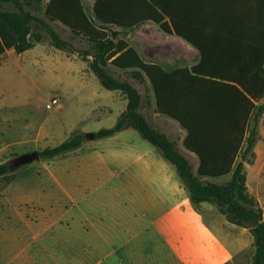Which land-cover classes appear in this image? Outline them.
<instances>
[{"label": "crops", "instance_id": "1", "mask_svg": "<svg viewBox=\"0 0 264 264\" xmlns=\"http://www.w3.org/2000/svg\"><path fill=\"white\" fill-rule=\"evenodd\" d=\"M42 1L45 8L51 0ZM81 1L98 28L120 32L145 63L180 78L228 83L218 78L255 77L261 62L264 67V0H157L169 13L161 23L146 18L149 10L143 0H99L103 16L123 24L101 21L96 13L98 0ZM50 24L73 35L59 21ZM46 45L43 54L57 55L52 43ZM10 51L14 50L6 53ZM63 52L72 60L83 61L87 82L96 88V94L90 92L83 102L87 108L92 104V117L77 126L88 124L86 132L94 134L113 127L127 110L128 100L120 91L101 88L89 63L77 53ZM144 76L150 91H140L141 113L152 125L179 127L182 155L197 173L201 161L185 147L187 131L157 112L151 83ZM261 123V137L245 170L247 187L264 215V115ZM37 135L47 140L49 133L42 129ZM85 141L78 149L35 168L36 179L46 183L40 199L13 203L5 195L0 198L11 205L3 211L0 202V264H252L256 247L250 231L208 224L203 212L207 204L194 206L176 166L138 131L130 128ZM249 171L254 174L252 180ZM37 202L50 210L55 206L57 215L34 220L32 214L19 212V206ZM7 241L17 248L10 254L9 246H2Z\"/></svg>", "mask_w": 264, "mask_h": 264}, {"label": "trees", "instance_id": "2", "mask_svg": "<svg viewBox=\"0 0 264 264\" xmlns=\"http://www.w3.org/2000/svg\"><path fill=\"white\" fill-rule=\"evenodd\" d=\"M143 2L149 10L147 19L161 23L169 15L157 0ZM99 3L98 0L96 13L101 21L123 24L105 18ZM56 21L68 27L76 37L86 39L91 44V51L80 53L75 50L68 40L52 29L50 23ZM162 28L169 31L165 24ZM46 36L55 48L70 54L77 53L89 63L106 89L120 91L128 100L127 110L117 123L95 133V139L108 138L130 128L138 131L176 166L196 208L205 202L215 203L231 223L249 229L256 247L252 264H264V215L258 200L248 193L245 161L249 154L236 164L244 144L246 153L253 154L260 139L259 126L264 104L256 107V103L264 101L263 62L259 75L255 77L218 78L227 79L224 81H230L228 83L195 76L180 78L178 74L145 63L138 52L120 37V32L98 28L87 15L81 0H51L45 8L42 0H0V55L9 50L24 53L42 43ZM89 57L92 59L88 60ZM111 67L135 71L138 78L144 79L146 74L154 92L157 112L176 120L187 131L185 147L201 161L197 175L167 137L137 112L142 101L140 93L133 85L115 78L109 72ZM251 122L252 129L248 131ZM84 141L83 134L75 133L60 145L41 151V158H53L74 151ZM12 173L10 163L0 164V178ZM228 175L231 179L224 184L205 183L200 179Z\"/></svg>", "mask_w": 264, "mask_h": 264}, {"label": "rangeland", "instance_id": "3", "mask_svg": "<svg viewBox=\"0 0 264 264\" xmlns=\"http://www.w3.org/2000/svg\"><path fill=\"white\" fill-rule=\"evenodd\" d=\"M51 27L60 37L68 40L75 50L80 53L91 51V44L86 39L74 37L73 35L69 36L67 30L61 27ZM46 43H51L48 36L42 43L37 44V49L32 52L19 55L14 51H10L3 56L0 55V164L9 163L22 154L33 151L41 152L46 148L56 147L70 139L75 133H78V131H75L77 129L87 131L88 124L78 126L77 124L84 119L92 117L90 110L92 104L87 103L88 105L91 104L90 108H87L83 102H85L84 99L90 92L96 94V88L91 81L87 82V70L83 69V61L79 59L72 60L67 57L66 53L57 49V55L43 54L44 51L42 50H45L46 47L44 45ZM109 72L121 82L133 85L139 93L144 89L147 92L150 91L144 75V79L138 78L135 71L117 72L112 67ZM94 80L100 87L102 86L101 88L108 90L103 87L95 75ZM54 98L59 100L60 105L63 106L62 109L58 107L47 108V104ZM262 104H264V101ZM140 107L137 109L139 113H141ZM142 115L145 116L144 114ZM252 125L251 122L248 126V131H251ZM261 125L262 123L260 122L259 133ZM151 126L167 137L182 154L181 131L177 125L159 123L156 125L151 124ZM42 129L47 130L49 133L47 140H42L37 135ZM32 135L33 137H31ZM87 142L85 141L84 143ZM245 148L246 143L239 154V162L243 160L245 155L249 154L246 158L247 163H249L252 153H246ZM48 160L49 158L42 157L40 161H35L14 171L7 177L0 178V198L5 195L13 203H19L21 200L32 197L40 199L41 188L46 183L36 179L34 170ZM188 162L193 171L192 163L189 160ZM193 173L197 175L194 171ZM248 175L252 180L254 174L249 171ZM200 179L205 183L224 184L231 179V175L222 178L200 177ZM40 180H42L41 173ZM16 181L18 182L10 186ZM5 190H8V194ZM248 193L253 196L249 189ZM0 202L2 203L3 211H8L11 208V205L6 200ZM205 203L207 205L204 206L203 212L208 224L212 227L218 224L234 225L229 221L227 215L220 212L219 207L215 203ZM54 207L52 206L53 210H50L49 206L37 202L32 205L27 203L18 208L19 212L32 214L34 216L33 219L36 220L47 215H57L58 211L55 210L57 208ZM235 228L239 229L241 227L236 226ZM2 246L4 249L9 246L7 250L9 254L17 249L11 241H7Z\"/></svg>", "mask_w": 264, "mask_h": 264}, {"label": "water", "instance_id": "4", "mask_svg": "<svg viewBox=\"0 0 264 264\" xmlns=\"http://www.w3.org/2000/svg\"><path fill=\"white\" fill-rule=\"evenodd\" d=\"M84 138L86 140H94L95 134L93 132L84 134ZM41 155L39 151H33L26 154H22L12 160L10 163L11 170L14 172L16 170H19L20 168L27 166L29 164H32L35 161H40Z\"/></svg>", "mask_w": 264, "mask_h": 264}, {"label": "built area", "instance_id": "5", "mask_svg": "<svg viewBox=\"0 0 264 264\" xmlns=\"http://www.w3.org/2000/svg\"><path fill=\"white\" fill-rule=\"evenodd\" d=\"M54 107H61L59 100L55 98L47 104L48 109H53Z\"/></svg>", "mask_w": 264, "mask_h": 264}]
</instances>
